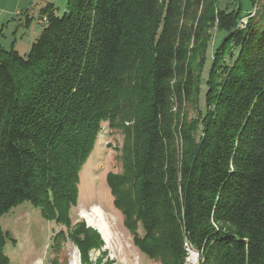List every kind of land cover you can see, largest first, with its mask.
<instances>
[{
  "label": "trees",
  "instance_id": "trees-1",
  "mask_svg": "<svg viewBox=\"0 0 264 264\" xmlns=\"http://www.w3.org/2000/svg\"><path fill=\"white\" fill-rule=\"evenodd\" d=\"M220 1L48 3L27 55L0 46V219L30 202L69 225L108 123L124 142L107 183L141 253L185 264L188 240L200 264H264V0ZM76 227L86 261L101 235Z\"/></svg>",
  "mask_w": 264,
  "mask_h": 264
},
{
  "label": "rangeland",
  "instance_id": "rangeland-1",
  "mask_svg": "<svg viewBox=\"0 0 264 264\" xmlns=\"http://www.w3.org/2000/svg\"><path fill=\"white\" fill-rule=\"evenodd\" d=\"M67 2L68 0H0V46L10 50L14 45L21 55H27L46 25V18L40 14V10L48 3H53L57 14L62 15L66 11ZM233 2L234 0H221L220 5L223 8L226 5L232 8ZM251 10V0H243L244 14ZM27 17L33 18L31 23H27ZM247 21L248 18H244L241 24L244 25ZM220 34L214 32L211 41L209 60L204 71L202 98L206 91L212 51L214 44L219 43ZM123 142L124 136L120 130L111 129L108 123H103L95 148L81 168L79 198L77 205L70 211L69 225L44 218L40 208L30 202L19 204L1 217L0 225L7 235L5 253L10 259L9 264H52L56 256L59 264H159L136 247L133 236L124 225L121 212L114 205L107 183L109 173L122 171ZM96 205L104 213L103 218L110 237L107 240L100 234L101 240L88 249L87 259L84 261L82 250L70 234L82 222L85 227L99 232L98 228L88 223V216L95 223L100 222V217L92 210ZM59 232L64 234L58 242L60 252L57 251V254L55 238ZM139 234H144L142 227Z\"/></svg>",
  "mask_w": 264,
  "mask_h": 264
},
{
  "label": "bare ground",
  "instance_id": "bare-ground-1",
  "mask_svg": "<svg viewBox=\"0 0 264 264\" xmlns=\"http://www.w3.org/2000/svg\"><path fill=\"white\" fill-rule=\"evenodd\" d=\"M92 210L97 214V216L100 217V222H96L94 221V219L90 216H88V223L90 226H95L96 228H98L97 230H99V232L101 234H103V237H105L107 240H109V233H108V229L106 227V222L103 218V212L102 209L99 206H93ZM83 214V213H82ZM85 217V216H84ZM95 229V228H94Z\"/></svg>",
  "mask_w": 264,
  "mask_h": 264
},
{
  "label": "built area",
  "instance_id": "built-area-1",
  "mask_svg": "<svg viewBox=\"0 0 264 264\" xmlns=\"http://www.w3.org/2000/svg\"><path fill=\"white\" fill-rule=\"evenodd\" d=\"M185 249L187 251L185 264H200V253L197 251L194 245L190 243L188 240L185 241Z\"/></svg>",
  "mask_w": 264,
  "mask_h": 264
},
{
  "label": "clouds",
  "instance_id": "clouds-1",
  "mask_svg": "<svg viewBox=\"0 0 264 264\" xmlns=\"http://www.w3.org/2000/svg\"><path fill=\"white\" fill-rule=\"evenodd\" d=\"M101 234V233H100Z\"/></svg>",
  "mask_w": 264,
  "mask_h": 264
}]
</instances>
